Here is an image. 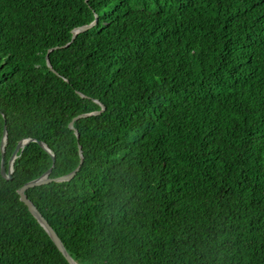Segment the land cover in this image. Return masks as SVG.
Here are the masks:
<instances>
[{"label":"trees","instance_id":"16d2710c","mask_svg":"<svg viewBox=\"0 0 264 264\" xmlns=\"http://www.w3.org/2000/svg\"><path fill=\"white\" fill-rule=\"evenodd\" d=\"M3 139L0 264H69L18 190L79 147L24 191L76 264H264V0H0Z\"/></svg>","mask_w":264,"mask_h":264},{"label":"water","instance_id":"95a60500","mask_svg":"<svg viewBox=\"0 0 264 264\" xmlns=\"http://www.w3.org/2000/svg\"><path fill=\"white\" fill-rule=\"evenodd\" d=\"M95 23V20L92 22V24L90 25H87V26H81V27H78L76 29H74L72 31V37L71 39L74 38V36L78 33V32H82L86 29H88L89 27H91L93 24ZM45 60H46V65L48 66V68L54 72V70L51 68V65H50V62H49V59L46 55L45 57ZM82 96V95H80ZM104 109V106L101 105V110ZM100 113V111L96 112V113H93V114H98ZM87 116V114H81V115H78L77 117L80 118V117H85ZM76 117V118H77ZM75 119V118H73ZM68 127L70 129H73V126H72V122L69 123ZM74 133L76 135V137H78V134H77V131L74 129ZM28 140H24V141H21L19 142L12 155L10 156V159L8 161V169L5 170L4 168V159H3V155L1 157V164H0V173H1V176L5 179H9L10 178V175L12 173V163L14 161V159L16 158V154L18 151H20L23 146L26 144ZM3 143H4V139L2 140L1 142V146H0V149H1V153H3ZM44 149H46L45 145H43L42 143L38 142ZM47 150V149H46ZM48 151V150H47ZM49 152V151H48ZM50 153V152H49ZM78 153H79V157H80V162L78 164V166L70 173L66 174V175H63V176H60V177H57V178H48V174L50 173L51 169H49L47 172H45L42 176L38 177L37 179H34V180H31L29 182H26L19 190H18V195H19V199L21 202L24 203V205L27 207L28 211L32 214V216L37 220V222L43 227V229L45 230V232L47 233V235L49 236V238L51 239V241L54 243V245L56 246V248L58 249V251L63 255V257L66 259V261L69 263V264H76L71 258L70 256L68 255V253L66 252L62 242L60 241V239L58 238V236L56 235V233L53 231V229L50 227V225L47 223V221L42 217V215L38 212V210L36 209V207L32 204V202H30V200L27 199L26 195L24 194V191L27 190L28 188H31V187H35V186H40L42 184H46V183H49L51 181H54V182H63V181H68L70 180L74 175L75 173L79 170V167L82 163V153H81V150H80V147L78 149ZM51 157H52V160L54 161V158H53V155L50 154Z\"/></svg>","mask_w":264,"mask_h":264}]
</instances>
